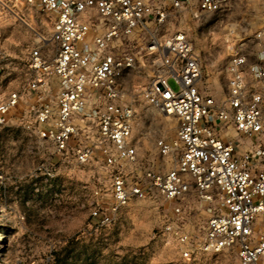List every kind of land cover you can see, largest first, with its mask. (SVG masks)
<instances>
[{"label": "built area", "instance_id": "built-area-1", "mask_svg": "<svg viewBox=\"0 0 264 264\" xmlns=\"http://www.w3.org/2000/svg\"><path fill=\"white\" fill-rule=\"evenodd\" d=\"M26 1L54 16L48 39L54 51L47 57L40 48L31 51V68L38 76L28 93L40 97L48 91L46 78L59 83L50 100L31 109L33 121L26 127H35L41 140L73 157L77 165L97 159L109 173L108 200L97 202L90 216L108 225L131 200L145 199L150 191L174 202L179 216V202L194 188L202 203L218 202L220 207L213 210L201 241L193 243L177 226L163 229L182 256L189 259L193 250L219 253L236 248L240 264H264V143L238 154L232 141L222 139L230 131L246 140L264 135V27L254 35L258 62L249 63L243 51L230 56L221 101L203 87L201 59L186 33L175 32L161 41L150 33L145 56H156L157 61L142 97L175 117L178 127L175 138L156 144L162 157L176 156L175 167L148 174L150 187H145L128 183L124 175V169L138 161L132 136L135 111L122 100L124 77L137 59L131 37L149 24L162 26L170 12L185 9L187 0ZM232 1L198 0L197 10L217 13ZM19 99L13 93L0 105V123ZM94 195L100 196L98 191Z\"/></svg>", "mask_w": 264, "mask_h": 264}, {"label": "rangeland", "instance_id": "rangeland-1", "mask_svg": "<svg viewBox=\"0 0 264 264\" xmlns=\"http://www.w3.org/2000/svg\"><path fill=\"white\" fill-rule=\"evenodd\" d=\"M197 1L187 0L185 9L170 12L162 26L149 24L131 37L137 59L124 77L122 100L135 111L132 136L138 161L124 169L128 183L150 187L148 174L169 171L176 163L175 155L162 157L156 144L175 138L177 119L142 97L157 61L156 56H145L150 33L160 41L175 32L186 33L201 59L203 87L219 101L226 94L230 56L243 51L249 63L258 62L254 35L264 27V0H233L217 13L198 11ZM53 19L26 0H0V105L13 93L20 97L0 123V264H240L236 248L219 253L193 250L186 259L173 237L163 232L166 226H177L193 243L203 239L207 221L220 204L202 203L194 188L179 202V216L175 203L155 191L131 200L108 225L90 216L97 202L108 200L109 173L97 159L77 165L73 157L41 140L35 127H26L33 121L31 109L50 100L59 88L52 77L45 79L49 92L40 97L27 90L38 76L31 68V51L40 48L44 57L54 51L48 41ZM252 142L264 143V135Z\"/></svg>", "mask_w": 264, "mask_h": 264}, {"label": "crops", "instance_id": "crops-1", "mask_svg": "<svg viewBox=\"0 0 264 264\" xmlns=\"http://www.w3.org/2000/svg\"><path fill=\"white\" fill-rule=\"evenodd\" d=\"M230 132L227 135H223L222 139L224 141H232L237 146L236 151L238 154H240L244 149H256L259 145V144H254L252 140H246V139L237 137L235 134L232 137ZM230 136L231 138H229Z\"/></svg>", "mask_w": 264, "mask_h": 264}]
</instances>
